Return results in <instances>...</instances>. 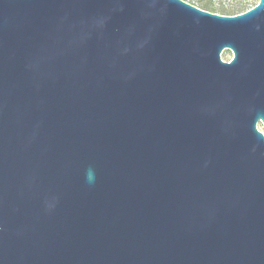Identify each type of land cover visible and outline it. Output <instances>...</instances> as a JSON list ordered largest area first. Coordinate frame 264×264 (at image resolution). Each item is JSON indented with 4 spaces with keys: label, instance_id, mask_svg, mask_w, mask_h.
I'll return each instance as SVG.
<instances>
[{
    "label": "water",
    "instance_id": "obj_1",
    "mask_svg": "<svg viewBox=\"0 0 264 264\" xmlns=\"http://www.w3.org/2000/svg\"><path fill=\"white\" fill-rule=\"evenodd\" d=\"M259 126L264 0H0V264H264Z\"/></svg>",
    "mask_w": 264,
    "mask_h": 264
},
{
    "label": "rangeland",
    "instance_id": "obj_2",
    "mask_svg": "<svg viewBox=\"0 0 264 264\" xmlns=\"http://www.w3.org/2000/svg\"><path fill=\"white\" fill-rule=\"evenodd\" d=\"M212 2V6L214 9H219V7L224 8H231L234 6H243L244 8H251L254 6L258 0H210ZM186 2H189L195 6L198 7L199 3H207L209 0H186ZM246 9V10H247ZM232 57V52L230 50H224L221 53V58L225 61H230ZM259 129L264 132V128L262 126H259Z\"/></svg>",
    "mask_w": 264,
    "mask_h": 264
},
{
    "label": "trees",
    "instance_id": "obj_3",
    "mask_svg": "<svg viewBox=\"0 0 264 264\" xmlns=\"http://www.w3.org/2000/svg\"><path fill=\"white\" fill-rule=\"evenodd\" d=\"M186 1V0H185ZM198 7L211 11V12H216L219 14H225V15H233V14H237L240 12L245 11L247 8H244L243 6H234L231 8H224V7H219V9H214L212 6V2L209 0V2L207 3H199Z\"/></svg>",
    "mask_w": 264,
    "mask_h": 264
}]
</instances>
